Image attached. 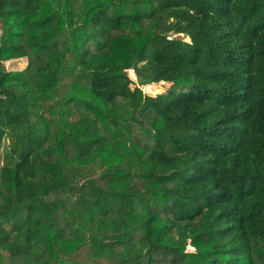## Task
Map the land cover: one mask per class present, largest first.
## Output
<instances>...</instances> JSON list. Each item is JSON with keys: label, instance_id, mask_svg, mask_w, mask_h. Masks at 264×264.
<instances>
[{"label": "trees", "instance_id": "16d2710c", "mask_svg": "<svg viewBox=\"0 0 264 264\" xmlns=\"http://www.w3.org/2000/svg\"><path fill=\"white\" fill-rule=\"evenodd\" d=\"M0 264H264V0H0Z\"/></svg>", "mask_w": 264, "mask_h": 264}, {"label": "rangeland", "instance_id": "374dc122", "mask_svg": "<svg viewBox=\"0 0 264 264\" xmlns=\"http://www.w3.org/2000/svg\"><path fill=\"white\" fill-rule=\"evenodd\" d=\"M179 36H181L184 40H188V38L186 36H183L180 34H179ZM25 64H26L25 58H20V59H15V60H10V61L4 62L6 69H14V70L22 69L25 66ZM167 87H168V84L163 85L162 86L163 89L157 95L164 94ZM142 119H143L145 125L149 128L151 125V119L149 117H146V116H144Z\"/></svg>", "mask_w": 264, "mask_h": 264}]
</instances>
